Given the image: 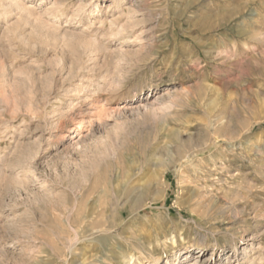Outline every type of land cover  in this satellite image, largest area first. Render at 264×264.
Wrapping results in <instances>:
<instances>
[{
  "label": "rangeland",
  "instance_id": "rangeland-1",
  "mask_svg": "<svg viewBox=\"0 0 264 264\" xmlns=\"http://www.w3.org/2000/svg\"><path fill=\"white\" fill-rule=\"evenodd\" d=\"M208 245L264 264V0H0V264Z\"/></svg>",
  "mask_w": 264,
  "mask_h": 264
},
{
  "label": "bare ground",
  "instance_id": "bare-ground-1",
  "mask_svg": "<svg viewBox=\"0 0 264 264\" xmlns=\"http://www.w3.org/2000/svg\"><path fill=\"white\" fill-rule=\"evenodd\" d=\"M18 7V9H23L22 7H19V4L17 5ZM25 9V8H24ZM23 9V10H24ZM27 11H29V10H27ZM26 11V9H25V13L27 12ZM31 13V12H30ZM27 15H29L30 16V14H28V12H27ZM33 15V14H32ZM28 16V17H29ZM27 17V16H26ZM40 24H41V21H40ZM45 25V24H44ZM135 26V25H134ZM128 27V26H127ZM122 29V30H121ZM125 29V28H124ZM120 30H121V32H119V33H121V35H122V37H123V35L124 34H122V33H127L126 34V36L125 37H123V38H120V37H118V38H115L114 40L116 41L115 43H117V45H126V44H128V43H130L131 41H133V40H131V38H130V33H132V32H130L129 30H123V28H120ZM115 33V32H114ZM117 35H118V32H117ZM140 38V37H139ZM140 41V40H139ZM94 48V47H93ZM92 48V49H93ZM119 48H121V47H119ZM99 50V49H98ZM97 51V50H96ZM120 53H122V52H120ZM123 56V55H122ZM123 58V57H122ZM122 60V59H121ZM122 62V61H121ZM78 137V136H77ZM76 137V138H77ZM85 188L86 187H83V188H81V191H80V196H82V195H84L85 193H84V191H85ZM80 189V188H79ZM95 189H96V187H95ZM87 192V191H86ZM88 193H89V191H88ZM79 206V205H78ZM77 208V207H76ZM79 209H80V207H79ZM79 209H77V211H79ZM100 210V209H99ZM98 210V211H99ZM102 210V209H101ZM105 210V209H104ZM100 212V211H99ZM106 212H107V210H106ZM105 212V213H106ZM96 213H97V211H96ZM70 215H72V214H70ZM99 215V214H98ZM120 215H122L123 216V213H121ZM83 216V215H82ZM84 216H86V215H84ZM100 217H102V213H101V215H99ZM105 216V215H104ZM70 217V216H69ZM81 217V216H80ZM75 218H77V217H75ZM75 218H74V221H75ZM103 218H105L106 219V217H103ZM93 219V218H92ZM95 219V218H94ZM93 219V220H94ZM101 219V218H100ZM99 219V220H100ZM76 220H78V221H80V218H78V219H76ZM89 220V219H88ZM72 221H73V219H72ZM74 221L72 222V223H74ZM86 221V220H85ZM91 221V220H90ZM97 221V220H96ZM101 221V220H100ZM99 221V222H100ZM94 223H96V222H94ZM103 223V222H102ZM75 224H78L76 221H75ZM75 224H73V226L75 225ZM84 224V223H83ZM82 224V225H83ZM100 224H101V222H100ZM87 225V224H86ZM95 225V224H94ZM70 226V225H69ZM77 226V225H76ZM97 226H98V221H97ZM78 227V226H77ZM84 227V226H83ZM81 228H82V226H81ZM99 228V227H98ZM103 228H104V225H103ZM72 229V228H71ZM78 229H80V228H78ZM77 229V230H78ZM73 231L75 230V229H72ZM83 230V229H82ZM84 231V230H83ZM114 231V230H113ZM79 232V231H78ZM81 232V231H80ZM82 233V232H81ZM84 233V232H83ZM77 234V233H76ZM75 234V235H76ZM76 236H78V235H76ZM82 236H83V234H82ZM79 237V236H78ZM73 239V238H72ZM76 239V238H75ZM80 239V238H79ZM77 240V239H76ZM80 241V240H79ZM75 241L73 240V243H74ZM77 242V241H76ZM72 243V242H71ZM71 243H70V245H71ZM79 243V242H78ZM74 247H76V246H74ZM71 248V247H70ZM78 249V248H77ZM212 249H213V246H211V245H208V246H199V247H195V246H190V250L188 251V252H186V255H189V254H191V258L193 259V261H195L197 264H212V260L211 259H209L208 258V254H209V252H210V250L212 251ZM71 250H74V249H71ZM197 250V251H196ZM71 252V251H70ZM72 254H74V253H72ZM76 255V254H75ZM158 261L156 260V263H157ZM70 264V263H69ZM193 264V263H192ZM229 264V263H228Z\"/></svg>",
  "mask_w": 264,
  "mask_h": 264
}]
</instances>
